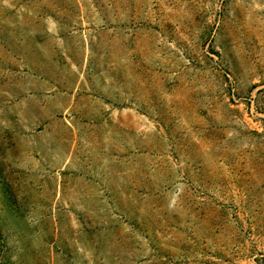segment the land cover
I'll list each match as a JSON object with an SVG mask.
<instances>
[{
  "label": "rangeland",
  "instance_id": "374dc122",
  "mask_svg": "<svg viewBox=\"0 0 264 264\" xmlns=\"http://www.w3.org/2000/svg\"><path fill=\"white\" fill-rule=\"evenodd\" d=\"M0 264H264V0H0Z\"/></svg>",
  "mask_w": 264,
  "mask_h": 264
}]
</instances>
